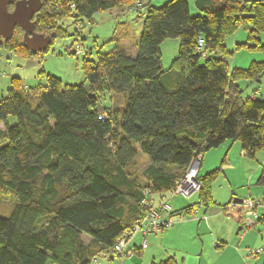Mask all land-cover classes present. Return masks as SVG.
<instances>
[{
  "label": "trees",
  "instance_id": "trees-1",
  "mask_svg": "<svg viewBox=\"0 0 264 264\" xmlns=\"http://www.w3.org/2000/svg\"><path fill=\"white\" fill-rule=\"evenodd\" d=\"M137 1L143 0H46L33 18L35 30L65 37L64 19L94 21L99 11L131 10ZM195 5L201 15H191L188 0L143 3L136 54L117 44L95 60L82 56L79 84L43 72L32 86L11 79L0 98V194L10 193L14 202L0 203V264H92L105 252L112 260L121 256L114 250L118 237L150 211V197L169 198L197 156L202 160L228 140L239 141L252 159L264 149V100L245 96L238 83H259L264 59L232 66L234 51L226 44L245 28L255 44H236V50L264 51L258 37L264 0ZM201 35L205 58L197 51ZM168 38L180 43L165 69L160 48ZM2 45L26 57L35 53L19 26L9 39L0 36ZM106 93L121 95L123 105L106 106ZM140 156L146 165L137 163ZM221 172L223 165L198 172L196 202L171 215L214 205L212 187ZM256 185L264 187V169Z\"/></svg>",
  "mask_w": 264,
  "mask_h": 264
},
{
  "label": "rangeland",
  "instance_id": "rangeland-1",
  "mask_svg": "<svg viewBox=\"0 0 264 264\" xmlns=\"http://www.w3.org/2000/svg\"><path fill=\"white\" fill-rule=\"evenodd\" d=\"M44 1L46 0H42V2ZM167 1L150 0L151 4L156 6L162 5ZM188 1L190 3L191 15H201V12L195 5V0ZM140 2L142 4L145 3L143 1ZM142 4L137 8H141ZM137 8L119 12L117 10L99 11L94 15V21L85 18L80 22H74V18H66L61 21L60 26L64 30H68L69 35L52 39L53 41L47 51L45 49L35 52L31 57H26L20 52L15 53L14 51H10L4 45L0 46V98L6 96L8 88L11 85V79L15 76L21 77L24 83L30 86L39 82L38 75L40 72L58 77L62 80L63 84L81 83L85 78L84 65L87 61H84L83 57L79 58L69 51L77 44H81L86 49L84 55L88 57L87 59L95 60L98 51L109 52L117 44L125 46L128 53L135 55L138 50L137 41L143 23V14H139ZM36 32L40 33L41 31L38 30ZM75 33L77 35H74ZM248 34L247 29L240 28L234 35L227 37L226 44L230 50L234 51V55L230 58L232 66L247 68L252 61L264 59V51L261 49L243 46L236 50V44L245 42H248L249 45L255 44V42H249ZM258 37L262 42L261 44H264V32L259 33ZM179 43L178 38H168L161 44L162 63L165 69L177 57ZM238 83L245 96H250L253 92L259 93V98L264 100V77H262L259 83L248 80H240ZM105 96L106 98H103V100L106 106L123 105L124 100L121 95L106 93ZM14 122L15 119L11 117L10 123L13 124ZM0 128H4L2 122H0ZM228 150L231 151L232 162L226 161L230 165L225 162V154ZM204 159V167H210L212 170L223 165V172L218 175L213 183L214 197L225 200L224 197H231L233 196L232 193L235 192L242 197H252L255 201L264 198V191H262L264 187L256 185L263 169H259L260 164L257 157L252 159L245 156L239 141L233 142L232 140H228L223 145L209 150ZM137 160V163L139 162L140 165L144 166L147 164L145 156H140ZM155 197H150V201L154 200ZM196 200L197 194H193L190 197L177 194L171 200V203L176 207L189 202L193 203ZM13 202L14 198L10 193L0 194V203L3 205L12 206ZM258 206L259 213H264V209H261L264 206L261 204ZM174 218L176 217L174 216ZM84 240L87 241L88 237L84 236ZM104 261L108 262L106 258H104Z\"/></svg>",
  "mask_w": 264,
  "mask_h": 264
},
{
  "label": "crops",
  "instance_id": "crops-1",
  "mask_svg": "<svg viewBox=\"0 0 264 264\" xmlns=\"http://www.w3.org/2000/svg\"><path fill=\"white\" fill-rule=\"evenodd\" d=\"M251 96L259 97V93L253 92ZM230 152L228 150L225 154V162L228 165L232 162ZM205 157L206 155L199 165L200 175L212 170L210 167H204ZM256 157L259 160V169H264V149L259 151ZM231 184L233 185L232 182ZM232 194L231 197H224L225 200L214 197L216 203L209 208L197 206L192 213L175 214V221L170 227L147 237L149 242L146 247H142L141 235H135L128 244L131 255L122 254L112 260L106 258L107 263L101 260L105 264H155L172 257L178 264H264V251L254 257L248 252L250 248H264V213H259L258 206H264V198L255 201L251 197L258 217L254 225L247 228L244 216L245 201L248 198L235 192ZM160 197L157 194L155 199L159 200ZM174 198L175 195L170 198V203ZM193 203L176 207L171 204L174 210H179Z\"/></svg>",
  "mask_w": 264,
  "mask_h": 264
},
{
  "label": "built area",
  "instance_id": "built-area-1",
  "mask_svg": "<svg viewBox=\"0 0 264 264\" xmlns=\"http://www.w3.org/2000/svg\"><path fill=\"white\" fill-rule=\"evenodd\" d=\"M142 3L137 1L132 8H137ZM85 48L81 44H77L69 50L73 52L77 57L84 56ZM197 51L201 53L202 57H206V39L204 36H199L197 42ZM201 155L197 156L191 163L189 169L187 170L183 179L177 182L176 188L170 194V197L182 194L186 197H190L193 194L197 193L200 189V181L197 179L198 169L200 165ZM169 197V198H170ZM169 198L164 197L161 201L155 202V200L149 201L150 211L148 214L141 219L139 222L135 223L130 230L123 232L117 239L114 250L116 254H125L131 255V250L128 249V244L131 239L140 234L142 237V247L148 245L147 237L152 234H156L162 229L170 227L174 221V215H171V212L174 210L172 204L169 202ZM246 209L244 216V224L247 228H250L254 225L256 218L258 217L257 211L255 210L254 201L251 198H248L245 201ZM263 247L250 248L248 249L249 255L254 257L259 253L263 252ZM109 255L107 252L102 255L95 257L93 262L96 264H105L101 259L108 258Z\"/></svg>",
  "mask_w": 264,
  "mask_h": 264
},
{
  "label": "water",
  "instance_id": "water-1",
  "mask_svg": "<svg viewBox=\"0 0 264 264\" xmlns=\"http://www.w3.org/2000/svg\"><path fill=\"white\" fill-rule=\"evenodd\" d=\"M11 4L12 10L9 9ZM42 5V0H0V36L9 39L19 26L24 30V42L29 49L35 52L46 49L52 37L36 32L33 21Z\"/></svg>",
  "mask_w": 264,
  "mask_h": 264
}]
</instances>
